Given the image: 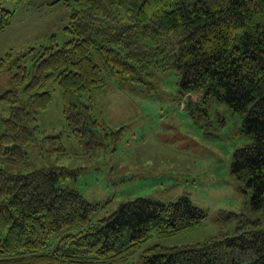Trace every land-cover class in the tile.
Instances as JSON below:
<instances>
[{"label": "trees", "instance_id": "16d2710c", "mask_svg": "<svg viewBox=\"0 0 264 264\" xmlns=\"http://www.w3.org/2000/svg\"><path fill=\"white\" fill-rule=\"evenodd\" d=\"M61 2L70 10L64 29L69 40L60 46L53 35L50 45L31 47L13 64L12 52L0 57V74L15 69L0 93L10 108L7 118L0 115V161L26 166V148L42 133L38 118L52 104L51 83L63 95L68 135L94 156L103 145L115 150L122 129H101L85 95L115 77L122 87H135L153 68L174 70L184 92H204L243 115L241 133L249 141L235 151L232 173L252 197L242 214L220 212L223 223H237L232 232L195 245H154L142 253L141 264H264V0L48 5ZM14 15L0 8V31ZM78 175L65 167L18 174L0 168V264H130L154 232L176 233L206 217L187 196L170 204L141 197L92 223L97 206L60 186ZM76 228L60 238L56 250L45 251L53 235Z\"/></svg>", "mask_w": 264, "mask_h": 264}, {"label": "rangeland", "instance_id": "374dc122", "mask_svg": "<svg viewBox=\"0 0 264 264\" xmlns=\"http://www.w3.org/2000/svg\"><path fill=\"white\" fill-rule=\"evenodd\" d=\"M54 1L0 3V8L15 12L11 25L0 31V57L12 52L13 64L31 47L50 45L53 35L60 46L70 39L64 31L70 10L62 2L48 5ZM14 72L15 69L0 74V93L8 89V78ZM151 72L152 76L145 77L138 86L122 87L120 77H115L105 88L92 92L90 97L85 95L90 98L101 129L107 134L122 129L115 150L107 144L103 145L104 150L89 155L77 139L68 135L63 95L51 83L47 90L52 95V104L38 118L42 133L26 148V166L0 161V168L16 174L50 167L79 172L76 179L60 186L77 190L97 206L92 223L141 197L170 204L187 196L204 211L203 220L184 230L154 232L130 264H141L142 253L154 245H195L232 232L237 223H223L220 212L242 214L252 197L251 190L232 173L235 151L249 141L241 133L243 115L233 111L225 101L206 99L204 92H184L174 70L153 68ZM9 112V105L0 102V115L7 118ZM250 217L259 214L252 213ZM77 230L53 235L45 251L56 250L60 238ZM67 249L65 246L64 251Z\"/></svg>", "mask_w": 264, "mask_h": 264}]
</instances>
